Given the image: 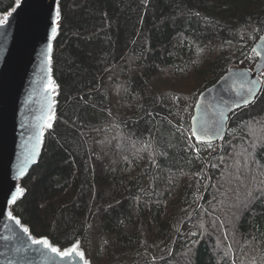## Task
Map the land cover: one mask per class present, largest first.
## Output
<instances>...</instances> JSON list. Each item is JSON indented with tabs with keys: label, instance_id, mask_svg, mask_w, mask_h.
<instances>
[{
	"label": "trees",
	"instance_id": "1",
	"mask_svg": "<svg viewBox=\"0 0 264 264\" xmlns=\"http://www.w3.org/2000/svg\"><path fill=\"white\" fill-rule=\"evenodd\" d=\"M60 5L56 118L14 213L92 264H264V72L219 144L191 129L200 94L256 64L264 0Z\"/></svg>",
	"mask_w": 264,
	"mask_h": 264
},
{
	"label": "water",
	"instance_id": "2",
	"mask_svg": "<svg viewBox=\"0 0 264 264\" xmlns=\"http://www.w3.org/2000/svg\"><path fill=\"white\" fill-rule=\"evenodd\" d=\"M60 4L61 0H16L9 12L0 14V264H83L78 256L61 258L32 244L29 235L47 238L61 250L73 246L62 248L47 236H35L13 209L27 194L23 181L42 158L47 133L55 121L47 127L48 117L54 114L56 118L59 84L54 75V52L61 27ZM254 50L258 60L253 68L230 69L199 96L191 120L192 135L199 142L219 144L231 116L261 94L264 33ZM17 188L22 194L17 195ZM75 244L92 264L81 243Z\"/></svg>",
	"mask_w": 264,
	"mask_h": 264
},
{
	"label": "snow or ice",
	"instance_id": "3",
	"mask_svg": "<svg viewBox=\"0 0 264 264\" xmlns=\"http://www.w3.org/2000/svg\"><path fill=\"white\" fill-rule=\"evenodd\" d=\"M60 19V12L59 10H57V16H56V22H58ZM3 21H0V24H2ZM56 29H53V32L55 33ZM255 51V50H254ZM52 91H55V87L52 86L51 87ZM253 95H255L253 93ZM247 103V101L245 102ZM55 119L54 114L50 115L48 117V123H47V127L51 128L52 124L51 121ZM23 190L20 188H17V195L22 194ZM16 200V196H13V203H15ZM9 219H14V217H12L11 214H9ZM17 225L20 224L19 220L15 221ZM22 231L25 234L29 233V229L28 228H22ZM29 239L31 240L32 244L34 245H39L42 246L43 248L49 250L52 253H55L57 256H60L61 258H71L73 255L78 256L79 259L83 262V264H88L87 260L85 259V254L81 251H79V245L78 244H74L71 248L67 249V250H61L60 248H57L55 246L52 245V243L47 239V238H34L32 236L29 235Z\"/></svg>",
	"mask_w": 264,
	"mask_h": 264
},
{
	"label": "rangeland",
	"instance_id": "4",
	"mask_svg": "<svg viewBox=\"0 0 264 264\" xmlns=\"http://www.w3.org/2000/svg\"><path fill=\"white\" fill-rule=\"evenodd\" d=\"M253 68V67H252ZM185 93V91H183ZM201 95V94H200ZM89 259V258H88ZM90 260V259H89ZM91 261V260H90Z\"/></svg>",
	"mask_w": 264,
	"mask_h": 264
},
{
	"label": "bare ground",
	"instance_id": "5",
	"mask_svg": "<svg viewBox=\"0 0 264 264\" xmlns=\"http://www.w3.org/2000/svg\"><path fill=\"white\" fill-rule=\"evenodd\" d=\"M28 177V176H27Z\"/></svg>",
	"mask_w": 264,
	"mask_h": 264
}]
</instances>
